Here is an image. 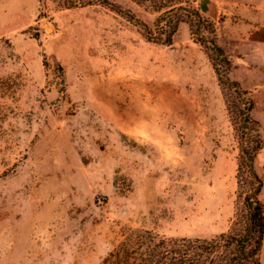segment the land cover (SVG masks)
Returning <instances> with one entry per match:
<instances>
[{
  "label": "rangeland",
  "instance_id": "1",
  "mask_svg": "<svg viewBox=\"0 0 264 264\" xmlns=\"http://www.w3.org/2000/svg\"><path fill=\"white\" fill-rule=\"evenodd\" d=\"M109 1L0 0V264H102L130 230L211 239L242 214L244 98L210 43L264 141V0H193L171 46L126 15L153 28V3ZM255 168L264 205V148Z\"/></svg>",
  "mask_w": 264,
  "mask_h": 264
},
{
  "label": "trees",
  "instance_id": "2",
  "mask_svg": "<svg viewBox=\"0 0 264 264\" xmlns=\"http://www.w3.org/2000/svg\"><path fill=\"white\" fill-rule=\"evenodd\" d=\"M61 8L76 9L101 5L120 13L118 5L109 0H57ZM150 1L160 13L153 28L136 19L127 17L143 28L147 39L165 46L173 44L179 25L186 20L200 19L193 0H136ZM159 3V6L157 5ZM198 31H194L196 35ZM202 44H208L201 39ZM214 69L220 84L233 89L239 98H244L245 110L241 120L234 121L239 142L238 199L242 202V214L227 233L211 239L174 238L160 236L152 231L130 230L124 239L106 256L102 264H262L261 252L264 241V205L261 201L263 181L255 168V159L264 148L259 125L252 118L253 102L248 93L237 83L222 80L214 55L224 58V53L211 41ZM226 60V59H224ZM241 117V116H240ZM241 222V223H240Z\"/></svg>",
  "mask_w": 264,
  "mask_h": 264
},
{
  "label": "water",
  "instance_id": "3",
  "mask_svg": "<svg viewBox=\"0 0 264 264\" xmlns=\"http://www.w3.org/2000/svg\"><path fill=\"white\" fill-rule=\"evenodd\" d=\"M210 1L209 0H203L201 3V10L203 12H207L208 11V5H209Z\"/></svg>",
  "mask_w": 264,
  "mask_h": 264
},
{
  "label": "bare ground",
  "instance_id": "4",
  "mask_svg": "<svg viewBox=\"0 0 264 264\" xmlns=\"http://www.w3.org/2000/svg\"><path fill=\"white\" fill-rule=\"evenodd\" d=\"M132 84H134V83H132ZM132 84H131V85H132ZM139 84H140V83H139ZM126 87H127V86H126ZM133 87H134V86H133ZM135 87L137 88V86H135ZM120 89H121V87H120ZM130 89H131V87H130ZM133 89H134V88H133ZM138 90H139V89H138ZM134 91H135V90H134ZM136 91H137V90H136ZM140 91H141V90H140ZM137 96H138V95H137ZM132 112H133V111H132ZM132 112H131V113H132ZM123 117H124V116H123ZM125 118H126V117H125Z\"/></svg>",
  "mask_w": 264,
  "mask_h": 264
}]
</instances>
